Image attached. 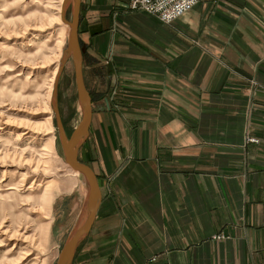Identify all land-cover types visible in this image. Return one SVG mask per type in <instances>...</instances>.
I'll list each match as a JSON object with an SVG mask.
<instances>
[{"label":"crops","instance_id":"0c3cea01","mask_svg":"<svg viewBox=\"0 0 264 264\" xmlns=\"http://www.w3.org/2000/svg\"><path fill=\"white\" fill-rule=\"evenodd\" d=\"M129 1L80 0L100 203L71 264H264V0Z\"/></svg>","mask_w":264,"mask_h":264},{"label":"rangeland","instance_id":"374dc122","mask_svg":"<svg viewBox=\"0 0 264 264\" xmlns=\"http://www.w3.org/2000/svg\"><path fill=\"white\" fill-rule=\"evenodd\" d=\"M62 3L0 0V264H56L83 211L86 182L65 161L51 103L54 91L62 127L69 135L81 109L73 62L70 57L61 62L68 38V27L59 20ZM131 4L132 0L125 8L157 17ZM64 16L70 20V5ZM56 68L59 74L52 84ZM87 139L88 134L77 158L93 170Z\"/></svg>","mask_w":264,"mask_h":264},{"label":"water","instance_id":"95a60500","mask_svg":"<svg viewBox=\"0 0 264 264\" xmlns=\"http://www.w3.org/2000/svg\"><path fill=\"white\" fill-rule=\"evenodd\" d=\"M64 4L65 7L69 5L71 6V18L70 20H66L64 17L70 26V30L68 32L67 46L63 52L62 63L69 57L73 62L77 98L81 109L80 120L69 135L65 133L59 118L55 92L53 93L54 100L52 107L56 113L59 139L65 161L71 168L79 171L83 175L87 191L81 218L70 237L63 244L56 260V264L71 263L75 248L80 239L87 234L100 203V189L93 170L77 158V150L87 137L91 117V101L82 77L81 50L77 33L80 0H64Z\"/></svg>","mask_w":264,"mask_h":264},{"label":"built area","instance_id":"2783aa9c","mask_svg":"<svg viewBox=\"0 0 264 264\" xmlns=\"http://www.w3.org/2000/svg\"><path fill=\"white\" fill-rule=\"evenodd\" d=\"M177 3H180V0H132L131 5L133 8L139 7L140 5L144 10L156 15L162 21L170 22L189 9L179 10L176 8Z\"/></svg>","mask_w":264,"mask_h":264},{"label":"bare ground","instance_id":"6f19581e","mask_svg":"<svg viewBox=\"0 0 264 264\" xmlns=\"http://www.w3.org/2000/svg\"><path fill=\"white\" fill-rule=\"evenodd\" d=\"M64 10H65V4H64V0H63V3H62V6H61V19H60V17H59V20H62V22L68 27V32H69V30H70V26H69V24H68V22L65 20V16H64ZM57 20H58V18H57ZM62 59H63V55H62ZM62 59H61V62H62ZM58 74H59V69L58 68H56V70L54 71V73H53V76H52V79H51V82H52V84H54L55 83V81L57 80V76H58ZM53 93H54V91H53ZM53 98V97H52ZM51 103H52V105H53V99H52V101H51ZM70 167V166H69ZM70 169L72 170V171H74V174L75 175H77V174H80L81 176H83L79 171H77V170H75V169H73V168H71L70 167ZM85 187H86V184H85ZM86 193V192H85Z\"/></svg>","mask_w":264,"mask_h":264},{"label":"clouds","instance_id":"9594fccd","mask_svg":"<svg viewBox=\"0 0 264 264\" xmlns=\"http://www.w3.org/2000/svg\"><path fill=\"white\" fill-rule=\"evenodd\" d=\"M194 3L195 0H180V3L176 4V8L179 10H186V8H190Z\"/></svg>","mask_w":264,"mask_h":264}]
</instances>
